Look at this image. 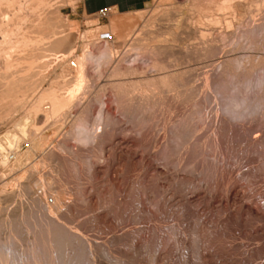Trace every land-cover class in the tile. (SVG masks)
Segmentation results:
<instances>
[{
	"label": "rangeland",
	"instance_id": "1",
	"mask_svg": "<svg viewBox=\"0 0 264 264\" xmlns=\"http://www.w3.org/2000/svg\"><path fill=\"white\" fill-rule=\"evenodd\" d=\"M166 1L151 0L145 9L136 12L112 11L103 19L98 14L82 15L79 0H47L42 9L49 12L46 20L51 23L49 31L58 38L57 44L54 41L39 45L42 55L31 74L25 73L24 66L8 73L0 69L1 83L25 77L16 94H12L16 98L11 96L9 107L2 108L10 109V113L0 121V240L3 243L7 235L16 239L19 249L17 245L14 249L22 260L18 259V264L34 262L32 257L40 259V264H47L48 257L58 261L52 264H264V0H231L230 8L225 10L212 7L210 0ZM169 11L172 13L168 16ZM121 29L127 35L132 29L139 31L140 35L134 36L138 35L139 45H146L143 48L151 49L154 44L172 49L164 48L165 54L155 50L152 56L150 51L142 54L144 49H128L137 41L130 45L132 41L129 43L127 36L121 39L117 33ZM200 31L207 33L205 37ZM116 41L121 43L117 45ZM206 42L207 49H203ZM112 45L110 56L114 59L107 58L109 52L105 51ZM198 46L202 53L208 50L207 55L199 53ZM83 54L90 58L85 56L86 73L94 77L93 81L89 79L90 87L76 93L77 98H71L73 103L67 105L69 109L61 108L54 117L50 116L53 113L46 100L35 117L31 108L41 94L49 89L59 94L63 91V95L71 92L77 73L76 58ZM118 60L122 70L139 67V74L116 77L112 70ZM154 60L166 66L164 73L165 69L156 67L161 73L152 67ZM3 62L4 59L0 67ZM174 72L178 75L171 77L173 83L169 79L171 83L167 81L164 87L156 84L146 89L142 84L130 93L126 84ZM120 81L126 82L121 90L113 86ZM117 91L120 97L115 95ZM153 95L154 102L150 99ZM144 99L147 106H141ZM47 111L50 113L46 118ZM34 127L37 133L31 130ZM14 134L17 135L12 138ZM38 135H43L47 143L39 141ZM174 135L180 139L179 146L173 144L177 141ZM7 137H21L16 140L22 159L16 162L19 165L11 159L13 141ZM36 143L45 145L43 158L41 151L32 149ZM55 196L57 201L59 198L56 204L63 206L42 211L45 209L41 210V203L51 205ZM39 227L43 231L40 228L39 232ZM41 231L46 239L50 238L46 240L50 247L37 240L43 238ZM40 245L47 246L46 251L50 249V256L42 253Z\"/></svg>",
	"mask_w": 264,
	"mask_h": 264
},
{
	"label": "bare ground",
	"instance_id": "2",
	"mask_svg": "<svg viewBox=\"0 0 264 264\" xmlns=\"http://www.w3.org/2000/svg\"><path fill=\"white\" fill-rule=\"evenodd\" d=\"M46 1L47 0H0V61H3V59H4V64L0 67V69H2V70H4V73H8L10 70H13V68H16V67H23L24 68V71H25V73H30L31 71H32V69L34 68V66H35V64L37 65V62H38V60L41 58L40 56L42 55L41 54V50L39 49V48H41V46L39 47V45L42 43V42H45V43H54V41H55V43L57 44V37H56V35L55 34H51V27H49V24H51V23H49L46 19H47V14H48V16H49V12H47L46 11V9H42V8H44V6L46 5V4H48V3H46ZM168 1V0H167ZM166 1V2H167ZM177 1V0H176ZM175 1V2H176ZM208 1V0H207ZM213 2V4H210V5H212V7H217V8H219V9H221V10H225V9H229L230 8V4L229 3H231L232 1L231 0H223L222 2H221V0H220V2L219 1H213V0H210V1H208V2ZM231 1V2H230ZM174 2V3H175ZM211 2V3H212ZM246 2V1H245ZM53 3V2H52ZM234 3V2H233ZM261 3V2H260ZM176 4H178V2H176ZM205 4H207V2L205 3ZM243 4V3H242ZM252 4V3H251ZM171 5V4H170ZM234 5V4H233ZM48 6V5H47ZM208 6V5H207ZM52 7H54V6H52ZM211 6H209V8H212ZM214 7V8H215ZM49 8V7H48ZM172 8V7H171ZM174 8V7H173ZM179 9V8H178ZM177 9V10H178ZM218 9V10H219ZM55 10V9H54ZM205 10H206V8H205ZM209 10V9H208ZM52 11V10H51ZM162 11V10H161ZM173 11V10H172ZM207 11V10H206ZM210 12H211V10H209ZM243 11V10H242ZM47 12V13H46ZM182 12V11H181ZM186 12V11H185ZM184 12V13H185ZM218 12V11H217ZM247 12V11H246ZM54 13V12H53ZM165 13V12H164ZM169 13H170V15H171V11H169L168 12V16H169ZM245 13V12H244ZM52 14V13H51ZM50 14V15H51ZM165 14V15H166ZM176 14H177V12H176ZM202 14V13H201ZM206 14V13H205ZM208 14H209V12H208ZM241 14H243V13H241ZM255 14V13H254ZM166 15V16H167ZM181 15V14H180ZM215 15V14H214ZM213 15V16H214ZM59 16V15H58ZM162 16L164 17V15L162 14ZM165 16V17H166ZM179 16V15H178ZM206 16V15H205ZM46 17V18H45ZM202 17V16H201ZM211 17H212V15H211ZM238 17V16H237ZM156 18V17H155ZM167 18H170V17H167ZM183 18V17H182ZM191 18V17H190ZM241 18H243V17H241ZM161 19V18H160ZM174 19V18H173ZM175 19H176V17H175ZM184 19V18H183ZM213 19V18H212ZM211 19V20H212ZM49 20V19H48ZM214 20H216V19H214ZM51 21V20H50ZM169 22L171 21L170 19L168 20ZM172 21H174V20H172ZM188 21H189V19H188ZM192 21V20H191ZM200 21V20H199ZM224 21V20H223ZM151 22V21H150ZM156 22V21H155ZM185 22V21H184ZM190 22V21H189ZM210 22H213V20L212 21H210ZM225 22V21H224ZM49 23V24H48ZM121 23V22H120ZM171 23V22H170ZM183 23V22H182ZM191 23V22H190ZM201 23V22H200ZM217 23H219V21L217 22ZM148 24V23H147ZM161 24V23H160ZM196 25H197V23H195ZM216 24V23H215ZM114 25V24H113ZM124 25V24H123ZM145 25V24H144ZM188 25H190V24H188ZM220 25V24H219ZM230 25V24H229ZM47 26V27H46ZM51 26V25H50ZM125 26V25H124ZM151 26V25H150ZM162 26V25H161ZM202 26V25H201ZM44 27H45V29H44ZM115 27V26H114ZM134 27V26H133ZM145 27V26H144ZM147 27V26H146ZM152 27V26H151ZM163 27H165V26H163ZM168 27V26H167ZM49 28L51 29L50 31H49ZM129 28V27H128ZM127 28V29H128ZM160 28V27H159ZM158 28V29H159ZM185 28V27H184ZM183 28V29H184ZM227 28H228V25H227ZM109 29V28H108ZM112 29V28H111ZM117 29V28H116ZM142 29V28H141ZM168 29H169V27H168ZM192 29V28H191ZM105 30H106V28H105ZM114 30H115V28H114ZM145 30H147V29H145ZM185 30V29H184ZM197 30V29H196ZM113 31V30H112ZM149 31V30H148ZM195 31V30H194ZM198 32H199V30H197ZM147 32V31H146ZM145 31H144V33H146ZM151 32H153V31H151ZM150 32V33H151ZM161 32V31H160ZM204 32V31H203ZM114 33V32H113ZM117 33H118V36L119 37H121V39H122V37L123 38H125L126 36H127V41L130 43V41H132V43L130 44V45H133V42L135 43V41H137L136 43H135V45L134 46H130V45H128V46H130V47H127L128 49L129 48H133L134 47V49H144V52L142 53V54H144L145 52H149L150 51V54H151V56H152V52H154L155 50H157V52H159V51H163L164 50V48L165 47H163L160 43V45L163 47V49L161 48V46H158V45H156V46H154V44H153V47L151 48V49H149V47L146 49V48H143V47H145V46H141V45H139V43H138V41H140V40H137V39H139L138 38V35H136V36H134L135 35V33L136 34H139V31H138V33L136 32V29L134 30V29H132V31L127 35V33H126V30H123V29H121V30H118L117 31ZM144 33H143V35H144ZM159 33V32H158ZM177 33V32H176ZM197 33V32H196ZM200 33H201V31H200ZM51 34V35H50ZM157 34V33H156ZM185 34V33H184ZM199 34V33H198ZM207 34V33H206ZM205 34V35H206ZM140 35V34H139ZM182 35V34H181ZM205 35H203V33H201V36H204L205 37ZM146 36V35H145ZM149 36V35H148ZM150 36H151V34H150ZM149 36V37H150ZM158 36V35H157ZM168 36V35H167ZM208 36V35H207ZM206 36V37H207ZM91 37V36H90ZM159 37V36H158ZM157 37V38H158ZM199 37V36H198ZM204 37L202 38V40L204 39ZM144 39H145V37H143ZM151 38V37H150ZM154 38V37H153ZM160 38V37H159ZM162 38H163V36H162ZM161 38V39H162ZM165 38H166V36H165ZM201 38H199V39H201ZM119 39V38H118ZM164 39V38H163ZM169 39V38H168ZM181 39H182V37H181ZM207 39V38H206ZM205 39V40H206ZM141 40H143V39H141ZM146 40H147V38H146ZM146 40H144V42L146 41ZM153 40V39H152ZM176 40V39H175ZM123 41H126V39L125 40H123ZM122 41V42H123ZM149 41V40H148ZM151 41V40H150ZM154 41V40H153ZM199 41V40H198ZM112 42H114V41H112ZM127 42V43H128ZM142 43H143V41H141ZM147 42V41H146ZM161 42V41H160ZM167 42H168V40H167ZM183 42V41H182ZM204 42V41H203ZM217 42V41H216ZM61 43V42H60ZM116 44L118 43V44H120L119 42H115ZM196 43V42H195ZM202 43V42H201ZM255 43V42H254ZM111 44V43H110ZM113 44V43H112ZM117 44V45H118ZM125 44V43H124ZM164 44V43H163ZM183 44V43H182ZM181 44V45H182ZM193 44V43H192ZM209 44V43H208ZM208 44H207V42L205 43V45H203L204 47H203V49L204 48H206L207 49V46H208ZM214 44V42L212 43V45ZM41 45H43V43L41 44ZM52 45V44H51ZM148 45V44H147ZM166 45V44H165ZM171 45V44H170ZM196 45V44H195ZM195 45H194V47H195ZM201 45V44H200ZM84 46H86V45H84ZM113 46V45H112ZM114 46H115V44H114ZM114 46L113 47H111V48H109L108 47V50L106 49H104L106 52H109V56L107 55L106 57L107 58H112L111 56H110V53H112V49L114 48ZM120 46V45H119ZM168 46V45H167ZM173 46V45H172ZM180 46V45H179ZM39 47V48H38ZM46 47V46H45ZM73 47V46H72ZM116 47V46H115ZM190 47V46H189ZM197 47V46H196ZM210 47H213V46H211L210 45ZM264 47V46H263ZM85 48V47H84ZM126 48V49H127ZM174 48H176V47H174ZM42 49V48H41ZM118 49H120V48H118ZM149 49V50H148ZM165 49H167V48H165ZM169 49H172V48H169L168 47V49L167 50H165V51H169ZM178 49V48H177ZM181 49V48H180ZM185 49V48H184ZM186 49H188V48H186ZM192 49H195V48H192ZM203 49L202 48H199V46H198V50H199V53H202L201 51H203ZM205 49V50H206ZM209 49V48H208ZM214 49V48H213ZM255 49V48H254ZM63 50V49H62ZM117 50V49H116ZM133 50V49H132ZM130 50L131 52H134V51H136V50ZM176 50V49H175ZM191 50V49H190ZM204 50V51H205ZM210 50V49H209ZM216 50H217V48H216ZM44 51H45V49H44ZM104 51V52H105ZM125 51H127V50H125ZM165 51H163V52H161V53H163V54H165ZM173 51V50H172ZM195 51H197V49L195 50ZM208 50H206V52H207ZM43 52V51H42ZM67 52H68V50H67ZM103 52V55L105 54ZM115 52V51H114ZM123 52V51H122ZM129 52V51H128ZM138 52H140V51H138ZM175 52V51H174ZM187 52V51H186ZM205 52V53H206ZM218 52V51H217ZM46 53V52H45ZM64 53V52H63ZM85 53V52H84ZM205 53H202V54H204L205 55ZM117 54V53H116ZM129 54H130V52H129ZM135 54V53H134ZM140 54V53H139ZM138 54V55H139ZM155 54V53H154ZM153 54V55H154ZM158 54V53H157ZM160 54V53H159ZM169 54V53H168ZM172 54V53H171ZM184 54V53H183ZM187 54V53H186ZM202 54H200V55H202ZM44 55V54H43ZM65 55H66V53H65ZM65 55H63V56H65ZM87 55H88V53H87ZM91 55V54H90ZM114 55H115V53H114ZM122 55V54H121ZM145 55H146V53H145ZM174 54H172V56H173ZM194 55H199L198 53H196V54H194ZM203 55V56H204ZM206 55H207V53H206ZM253 55V54H252ZM85 56H86V54H83V56L82 57H77L76 58V65H77V73H76V76H75V80L74 81H72V82H74V84L72 83V85H73V89L71 90V92L69 91L68 93H66L65 92V95H63V91L62 92H60V94L59 93H57L58 91L56 90V92L55 91H53V90H50L49 89V92L48 93H43V94H41L40 95V97H38L37 98V101H36V103H34V106H33V108H31L32 110H34V112H35V114H34V116L36 117V116H38L37 115V113H38V111L40 112L41 110H40V107L44 104H46V100H48V105L50 106H48L50 109L49 110H51L52 112L50 113V111H47L46 113H44L45 115L44 116H46V118L48 117L46 114H48V112L50 113V114H52V115H50V116H52V117H54V114L56 115V112H58L59 113V110L61 109V108H64V107H66L69 103H73V99L74 98H77L76 96H77V94L76 93H80L81 92V90L84 88H88V87H90L89 86V81H91V80H89L90 78L92 79V81H93V78L94 77H92L90 74V76L91 77H89V75L86 73V66H85V61H87V58H88V56H86L87 58H85ZM125 56V55H124ZM142 56V55H141ZM140 56V57H141ZM163 56V55H162ZM162 56H160V57H162ZM167 56V55H166ZM169 56H170V54H169ZM202 56V57H203ZM217 56V55H216ZM256 56V55H255ZM48 57H49V55H48ZM102 57V56H101ZM104 57H105V55H104ZM120 57V56H119ZM146 57V56H145ZM147 57H149V54H148V56ZM165 57V56H164ZM171 57V56H170ZM200 57V56H199ZM218 57V56H217ZM106 58V59H107ZM122 58V57H121ZM166 58H168V57H166ZM248 58V57H247ZM2 59V60H1ZM65 59V58H64ZM88 59H90V58H88ZM105 59V60H106ZM110 59H109V61H110ZM112 59H114V58H112ZM115 59H116V57H115ZM123 59H125V57L123 58ZM135 59H136V57H135ZM134 59V60H135ZM159 59V58H158ZM163 59V58H162ZM179 59V58H178ZM256 59V58H255ZM108 60V59H107ZM143 60V59H142ZM150 60V59H149ZM161 60V59H160ZM264 60V59H263ZM89 61V60H88ZM119 61V60H118ZM132 61V60H131ZM136 61V60H135ZM151 61H153V60H151ZM154 61H156V60H154ZM171 61V60H170ZM94 62V61H93ZM101 62V61H100ZM104 62V61H103ZM106 62V61H105ZM110 62H112V61H110ZM121 62H122V60H121ZM133 62V61H132ZM157 62V63H156ZM155 63L153 62V64L155 65V66H153V64H152V67H158L161 71H163L164 69V71H163V73L166 71V69L167 68H165L166 66H163L162 64H161V66H159L158 64V60L156 61ZM167 62H169V61H167ZM178 62H180V61H178ZM196 62V61H195ZM216 62V61H215ZM228 62V61H227ZM252 62H254L253 60H252ZM90 63V62H89ZM92 63V62H91ZM107 63H108V61H107ZM152 63V62H151ZM172 63V62H171ZM176 63V62H175ZM174 63V64H175ZM191 63V62H190ZM226 63V62H225ZM264 63V62H263ZM103 64V63H102ZM101 64V65H102ZM118 64L119 65H121L122 63H120V61L119 62H117V67L116 66H114V69L112 70V74L113 75H116V77L118 76V77H122L123 76V78L125 77V76H130V75H137V73L139 72V70H138V68H135V67H131L130 66V68L131 69H129V68H123L124 70H122L121 69V66L119 67L118 66ZM126 64H127V62H126ZM130 64V63H129ZM128 64V65H129ZM133 64V63H132ZM168 64V63H167ZM217 64V63H216ZM248 64V63H247ZM257 64V63H256ZM109 65V64H108ZM123 65H125V64H123ZM143 65V64H142ZM150 65V64H149ZM222 65V64H221ZM107 66V65H106ZM133 66V65H132ZM137 66V65H136ZM178 66V65H177ZM203 66V65H202ZM254 66V65H253ZM256 66V65H255ZM261 66V65H260ZM264 66V65H263ZM123 67V66H122ZM126 67V66H125ZM128 67V66H127ZM146 67V66H145ZM17 68V69H18ZM103 68V67H102ZM112 68H113V66H112ZM141 68V67H140ZM158 68H156L157 70H158ZM170 68V67H169ZM178 68V67H177ZM220 68V67H219ZM254 68V67H253ZM252 68V69H253ZM264 68V67H263ZM40 69V68H39ZM143 69V68H142ZM146 69V68H145ZM148 69V68H147ZM172 69V68H171ZM194 69V68H193ZM229 69V68H228ZM107 70V69H106ZM144 70V69H143ZM154 70V69H153ZM192 70V69H191ZM195 70V69H194ZM205 70V69H204ZM249 70V69H248ZM255 70V69H254ZM23 71V72H24ZM145 71V70H144ZM151 71V70H150ZM159 71V70H158ZM161 71H159V72H161ZM195 71H197V70H195ZM250 71H252V70H250ZM249 71V72H250ZM256 71V70H255ZM255 71H253V72H255ZM260 71V70H259ZM22 72V71H21ZM39 72H43V71H39ZM95 72V71H94ZM146 72V71H145ZM167 72H168V70H167ZM189 72H191V71H189ZM230 72V71H229ZM33 73V72H32ZM101 73V72H100ZM162 73V72H161ZM173 73V72H172ZM172 73H168V74H162L163 76H158L157 77V79L156 78H152V80H148V81H145V80H141V79H139V81L137 80L136 81V79H135V81H128L127 82V80H126V82L124 81V83H121V81H120V83H118V84H116V85H113V83H112V85L113 86H115L116 87V89H119V90H121V86H123L125 83L126 84H128L127 85V87L129 88L128 90H130L129 92L131 93L133 90H135L136 88L138 89V87L140 88V85H142L143 86V88H146V89H148V88H150V86L152 87V86H156V84H158L159 86H165V85H167V83H171L172 82V80H171V77H172V79L174 78V75H178V74H176L175 72V74H173L172 75ZM177 73H179V72H177ZM220 73V72H219ZM252 73V72H251ZM257 73V72H256ZM24 74V73H23ZM31 74V73H30ZM38 74V73H37ZM40 74V73H39ZM45 74V73H44ZM110 74H111V72H110ZM139 74V73H138ZM152 74V73H151ZM155 74V73H154ZM159 74V73H158ZM157 74V75H158ZM224 74V73H223ZM27 75V74H26ZM144 75V74H143ZM172 75V76H171ZM187 75V74H186ZM190 75V74H189ZM198 75V74H197ZM199 75H200V73H199ZM202 75V74H201ZM250 75V74H249ZM5 77H6V75H4ZM25 76V75H24ZM28 76V75H27ZM38 76V75H37ZM94 76V75H93ZM109 76H112V75H109ZM180 76V75H179ZM178 76V77H179ZM230 76V75H229ZM9 77V76H8ZM8 77H6L5 79H8ZM39 77V76H38ZM153 77V76H152ZM156 77V76H155ZM177 77V78H178ZM203 77V76H202ZM10 78V77H9ZM25 77H23V79H24ZM58 78V77H57ZM140 78V77H139ZM143 78V77H142ZM148 78V77H147ZM151 78V77H150ZM181 78V77H180ZM191 78V77H190ZM228 78V77H227ZM22 79V77H20L19 78V80H17L15 77H12V78H10L9 80H5V82L4 83H1V92H0V121L5 117L6 118V116L8 115V113H10V109H7V110H5L4 109V111H3V107H9L8 106V100H9V102H10V100L12 99V97L14 96L15 97V95H12L13 93H15V91L20 87V84H21V81H23V79ZM74 79V78H73ZM138 79V78H137ZM156 79V80H155ZM169 79L171 80V82H169ZM194 79V78H193ZM4 80V79H3ZM155 80V81H154ZM183 80V79H182ZM208 80V79H207ZM143 81H145V83H142ZM168 81V82H167ZM188 81H191V80H188ZM224 81V80H223ZM233 81H234V79H233ZM56 82H57V80H56ZM167 82V83H166ZM191 82H193V81H191ZM195 82V81H194ZM198 82V81H197ZM229 82V81H228ZM235 82V81H234ZM92 83V82H91ZM110 83V82H109ZM173 83V82H172ZM226 83V82H225ZM233 83V82H232ZM62 84V83H61ZM70 84V83H69ZM182 84V83H181ZM202 84V83H201ZM111 85V84H110ZM112 85H111V87H112ZM180 85V84H179ZM186 85H187V83H186ZM263 85V84H262ZM65 86V85H64ZM64 86L62 85V87L64 88ZM66 86H68V84L66 85ZM104 86V85H103ZM175 86V85H174ZM185 86V85H184ZM234 86V85H233ZM237 86V85H236ZM61 87V86H60ZM61 87V88H62ZM72 87V86H71ZM107 87V86H106ZM121 87V88H120ZM125 87V86H124ZM123 87V88H124ZM163 87H162V89H163ZM170 87V86H169ZM181 87V86H180ZM193 87V86H192ZM57 88V87H56ZM67 88V87H66ZM66 88L64 89V90H66ZM102 88V87H101ZM126 88V87H125ZM155 88V87H154ZM171 88V87H170ZM169 88V89H170ZM182 88V87H181ZM189 88V87H188ZM229 88V87H228ZM68 90L69 89H71L70 87L69 88H67ZM112 89V88H111ZM115 89V88H114ZM136 89V90H137ZM151 89V88H150ZM149 89V90H150ZM180 89V88H179ZM232 89H233V87H232ZM40 90V89H39ZM125 90V89H124ZM155 90V89H154ZM172 90V89H171ZM187 90V89H186ZM231 90V89H230ZM126 91V90H125ZM146 91V90H145ZM100 92V91H99ZM112 92V91H111ZM114 92V91H113ZM118 92V91H117ZM140 92V91H139ZM141 92H143V91H141ZM167 92H169V90L167 91ZM166 92V93H167ZM173 92V91H172ZM183 92V91H182ZM185 92V91H184ZM208 92H209V90H208ZM207 92V93H208ZM25 93V92H24ZM78 93V94H79ZM84 93V92H83ZM110 93V92H109ZM119 93V92H118ZM118 93H115V95L117 94L119 97H120V93L118 94ZM128 93V92H127ZM126 93V94H127ZM152 93H154V91L152 92ZM170 93V92H169ZM168 93V94H169ZM189 93V92H188ZM16 94V93H15ZM76 94V95H75ZM174 94V93H173ZM172 94V95H173ZM176 94V93H175ZM175 94H174V96H175ZM263 94V93H262ZM122 95H124V93H122ZM145 95V94H144ZM143 95V96H144ZM151 95V94H150ZM161 95V94H160ZM231 95V94H230ZM12 96V97H11ZM21 96H22V94H21ZM26 96V95H25ZM75 96V97H74ZM131 96H134V95H131ZM157 96H159V94H157ZM157 96H155V97H157ZM185 96V95H184ZM191 96V95H190ZM205 96H207V95H205ZM232 96V95H231ZM13 97V98H14ZM119 97H117L116 99H118ZM124 97H126V95L124 96ZM127 97H128V94H127ZM153 97V98H152ZM151 98L150 97H147V99L146 100H149V98L154 102L155 100H153L154 99V95L152 96ZM177 97V96H176ZM11 98V99H10ZM16 98V97H15ZM21 98V97H20ZM71 98H73V99H71ZM79 98V97H78ZM98 98V97H97ZM103 98V97H102ZM167 98V97H166ZM170 98V97H169ZM262 98V97H261ZM22 99V98H21ZM115 99V100H116ZM145 99L143 100V104L141 103V106H143V105H145V106H147L148 105V103L145 101ZM156 99V98H155ZM174 99V98H173ZM172 99V100H173ZM178 99V98H177ZM186 99H188V98H185V100ZM258 99V98H257ZM72 100V101H71ZM160 100V99H159ZM162 100V99H161ZM160 100V101H161ZM171 100V99H170ZM169 100V101H170ZM171 100V101H172ZM184 100V101H185ZM189 101H190V99H188ZM192 100V99H191ZM194 100V99H193ZM224 100H226V99H224ZM228 100H230V99H228ZM262 100V99H261ZM16 101V100H15ZM25 101V100H24ZM101 101V100H100ZM169 101H167V102H169ZM179 101V100H178ZM183 101V103H185ZM189 101H187L188 103H189ZM223 101V100H222ZM221 101V102H222ZM227 101V100H226ZM264 101V100H263ZM22 102V101H21ZM153 102H151V103H153ZM177 102V101H176ZM192 102V101H191ZM200 102V101H199ZM12 103H14V102H12ZM17 103H19V102H17ZM16 103V104H17ZM117 103V102H116ZM147 105H146V104ZM150 103V104H151ZM165 103V102H164ZM163 103V104H164ZM182 103V104H183ZM229 103V102H228ZM157 104H159V102H157ZM161 104V103H160ZM198 104V103H197ZM210 104V103H209ZM230 104V103H229ZM256 104V103H255ZM255 104H254V106H255ZM261 104H263V103H261ZM260 104V105H261ZM15 105V104H14ZM13 105V106H14ZM116 105V104H115ZM192 105V104H191ZM203 105V104H202ZM258 105V104H257ZM70 106V105H69ZM117 106V105H116ZM133 106V105H132ZM131 106V107H132ZM141 106H140V108H141ZM144 106V108L143 109H146V107ZM160 106V105H159ZM158 106V107H159ZM190 106V105H189ZM88 107V106H87ZM137 107V106H136ZM200 107V106H199ZM169 108V107H168ZM197 108V107H196ZM201 108V107H200ZM67 109H69L68 108V106H67ZM118 109V108H117ZM139 108H137V110H138ZM142 109V108H141ZM151 109H152V107H151ZM150 109V110H151ZM208 109V108H207ZM220 109V108H219ZM43 110V109H42ZM48 110V109H47ZM133 110H135V111H137L136 109H133ZM148 110V109H147ZM140 112H141V110H139ZM139 111H137V113L139 112ZM203 111V110H202ZM207 111V110H206ZM194 112H198L197 110L196 111H194ZM41 113V112H40ZM65 113V112H64ZM137 113H135V114H137ZM147 113H148V111H147ZM189 113V112H188ZM193 113V112H192ZM224 113V112H223ZM225 113H226V111H225ZM228 113H229V111H228ZM32 114V115H33ZM39 114V113H38ZM43 114V113H42ZM76 114V113H75ZM133 114V113H132ZM134 114V115H135ZM139 114V113H138ZM198 114V113H197ZM199 114H200V112H199ZM204 114V113H203ZM133 115V116H134ZM189 115V114H188ZM226 115V114H225ZM224 115V116H225ZM247 115V114H246ZM83 116V115H82ZM149 116H150V114H149ZM195 115H193L192 117H194ZM245 116V115H244ZM243 116V117H244ZM24 117V116H23ZM204 117H206V116H204ZM73 118V117H72ZM180 118V117H179ZM188 118V120L190 119V116L189 117H187ZM35 119H37V118H35ZM34 119V120H35ZM54 119V118H53ZM186 119V118H185ZM196 119V118H195ZM205 119V118H204ZM239 119V118H238ZM47 120V119H46ZM49 120H51V119H49ZM56 120V119H55ZM159 120V119H158ZM181 120V119H180ZM207 120V119H206ZM236 120V119H235ZM241 120V119H240ZM54 121V120H53ZM153 121V120H152ZM192 121V120H191ZM195 121V120H194ZM193 121V122H194ZM35 121H33V123H34ZM187 123H188V121H186ZM237 122V121H236ZM240 122V121H239ZM5 123V122H4ZM32 123V124H33ZM196 123V122H195ZM204 123V122H203ZM225 123V122H224ZM16 124V123H15ZM35 124V123H34ZM38 124V123H37ZM179 124V123H178ZM190 124V123H189ZM202 124V123H201ZM79 125V124H78ZM77 125V126H78ZM32 126V125H31ZM31 126H29V127H31ZM34 126V125H33ZM76 126V125H75ZM76 126V127H77ZM141 126V125H140ZM176 126V125H175ZM35 127H38V126H35ZM35 127H34V129H32L31 128V130H34L35 131V133H37V131L38 130H35ZM42 127V126H41ZM73 127V126H72ZM84 127V126H83ZM145 127V126H144ZM182 127V126H181ZM184 127H186V126H184ZM51 128V127H50ZM80 128V127H79ZM82 128V127H81ZM140 128V127H139ZM143 128V127H142ZM240 128V127H239ZM39 129V128H38ZM84 129V128H83ZM162 129V128H161ZM31 130H29V131H31ZM185 130V129H184ZM244 130V129H243ZM9 131V130H8ZM16 131V130H15ZM33 131V132H34ZM55 131V130H54ZM202 131H203V129H202ZM27 132V131H26ZM83 132H84V130H83ZM187 132V131H186ZM185 132V134H188V133H186ZM15 133V132H14ZM55 133V132H54ZM238 133V132H237ZM13 134V133H12ZM29 134V133H28ZM79 134V133H78ZM86 134V133H85ZM175 134V133H174ZM10 136V134H7L6 136ZM17 134H14V135H12V138L14 137V136H16ZM36 135V134H35ZM89 135H90V133H89ZM6 136H5V140H6ZM22 136V135H21ZM27 136V135H26ZM30 136V135H29ZM66 136V135H65ZM81 136V135H80ZM175 136V135H174ZM185 136V135H184ZM11 137V136H10ZM37 137V136H36ZM38 137H39V141H41V142H46L47 143V141H45V138H44V136L42 135L41 137H40V135H38ZM46 137V136H45ZM103 137V136H102ZM171 137H172V135H171ZM176 137V136H175ZM179 137V136H178ZM186 137V136H185ZM8 138V137H7ZM12 138H8V140H9V142H12V146L14 147V149L12 150V153H13V155H12V158L11 159H15L16 161H15V163L16 162H18V161H20V159H21V157H20V153L18 152V150H17V143H16V140H17V142L18 141H20L19 139H21V137H16L14 140L12 139ZM27 138V137H26ZM25 138V139H26ZM29 138V137H28ZM27 138V139H28ZM90 138V137H89ZM94 138V137H93ZM12 139V140H11ZM24 139V138H23ZM47 139V138H46ZM68 139V138H67ZM102 139V138H101ZM173 139V138H172ZM181 139H183V137L181 138ZM2 140V139H1ZM7 140V141H8ZM11 140V141H10ZM63 140V139H62ZM174 140V139H173ZM173 140H171V141H173ZM176 140L179 142L178 144H177V141H175L176 143H173L175 146H179L180 145V139L178 140L177 139V137H176ZM54 141V140H53ZM43 142V143H44ZM52 142V141H51ZM101 142V141H100ZM25 143V142H24ZM45 143V144H46ZM80 144V143H79ZM173 145V146H174ZM44 144H42V143H40V144H38V143H36V145L34 144L33 146H32V149L33 150H38V151H41L42 152V158H43V150H44V153H46V151H45V149H44ZM60 146V145H59ZM208 146H210L209 144H208ZM56 147V146H55ZM80 147H82V146H80ZM54 148V147H53ZM58 148V147H57ZM62 148V147H61ZM63 149V148H62ZM51 150V149H50ZM56 151V150H55ZM58 151V150H57ZM212 151H213V149H212ZM96 152V151H95ZM94 152V153H95ZM101 152V151H100ZM102 152H103V150H102ZM172 152V151H171ZM31 152H29V155H31L30 154ZM50 153V152H49ZM84 154H85V152H83ZM24 154V153H23ZM25 154H27V156H28V153H25ZM41 154V153H40ZM194 154V153H193ZM27 156H25L26 158H27ZM57 156V155H56ZM94 156V155H93ZM216 156V155H215ZM5 157V156H4ZM24 156H22V158H23ZM31 157V156H30ZM46 157V156H45ZM6 159H8L9 160V156H7V157H5ZM41 158V159H42ZM48 158V157H47ZM211 158V157H210ZM31 159V158H30ZM22 160V159H21ZM44 160V159H43ZM42 160V161H43ZM45 160H46V158H45ZM44 160V161H45ZM56 160V159H55ZM3 161V160H2ZM41 161V162H42ZM99 161H100V159H99ZM221 161V160H220ZM23 162V161H22ZM29 163V162H28ZM44 163V162H43ZM42 163V164H43ZM221 163V162H220ZM13 164V163H12ZM17 165H19L18 163H16ZM39 164V161L38 162H36V164L34 165V167H36L37 165ZM49 164V163H48ZM89 164V163H88ZM169 164V163H168ZM41 165V164H40ZM39 165V167H41ZM30 166V165H29ZM17 167V166H16ZM198 167V166H197ZM200 167V166H199ZM2 168V167H1ZM37 168V167H36ZM207 168V167H206ZM16 169V168H15ZM29 169V168H28ZM192 169V168H191ZM212 169V168H211ZM42 170V169H41ZM30 171V170H29ZM28 171V172H29ZM36 171V170H35ZM199 171V170H198ZM25 172V171H24ZM212 172V171H211ZM35 173V172H34ZM51 173V172H50ZM10 174V173H9ZM25 174V173H24ZM38 174V173H37ZM3 175V174H2ZM21 175V174H20ZM29 175V174H28ZM27 175V176H28ZM33 175H35V174H33ZM25 176V175H24ZM205 176V175H204ZM19 177V176H18ZM1 178V177H0ZM17 179V178H16ZM21 179H23L22 177H21ZM25 179V178H24ZM204 179V178H203ZM1 180V179H0ZM45 180V179H44ZM51 181V180H50ZM50 183V182H49ZM8 184H10V183H8ZM51 184V183H50ZM3 185H5V184H3ZM29 185V184H28ZM49 186V185H48ZM16 187V186H15ZM17 187H18V185H17ZM29 187V186H28ZM14 188V187H13ZM43 188V187H42ZM45 188V187H44ZM48 188V187H47ZM50 188H52V187H50ZM6 190V189H5ZM16 190V189H15ZM14 190V191H15ZM21 190V189H20ZM29 190V189H28ZM46 190V189H45ZM52 190V189H51ZM232 190V189H231ZM3 191V190H2ZM37 191V190H36ZM42 191V190H41ZM12 192V191H11ZM10 192V193H11ZM6 193H7V191H6ZM21 193H22V191H21ZM60 192H58V194H59ZM16 194V193H15ZM19 194V193H18ZM27 194V193H26ZM25 194V195H26ZM57 194V195H58ZM7 195V194H6ZM24 195V194H23ZM32 195V194H31ZM60 195V194H59ZM9 196V195H8ZM16 196V195H15ZM19 196V195H18ZM29 196V195H28ZM36 196V195H35ZM33 197V196H32ZM54 197V196H53ZM56 197V196H55ZM65 197V196H64ZM24 198V197H23ZM22 198V199H23ZM29 198V197H28ZM27 198V199H28ZM52 198V197H51ZM6 199V198H5ZM8 199V198H7ZM12 199V198H11ZM36 199H39V198H36ZM19 200V199H18ZM9 201V200H8ZM64 201V200H63ZM62 201V202H63ZM10 202V201H9ZM30 201H28V204H30L29 203ZM35 202H36V200H35ZM41 202H43V201H41ZM59 202V198H58V201H57V197L56 198H54V203H52L51 205H49V204H47L46 203V201L45 202H43V203H41V205H40V207H41V210H42V207H43V209H45V210H42V211H47L49 208H52V207H54V206H57L58 207V205H60L61 203H59L58 205L56 204V203H58ZM3 203V202H2ZM17 203V202H16ZM10 204V203H9ZM11 204H13V203H11ZM18 204V203H17ZM62 205V204H61ZM61 205H60V207H61ZM63 206V205H62ZM39 207V206H38ZM56 207V208H57ZM13 208V207H12ZM11 208V209H12ZM55 208V207H54ZM53 208V209H54ZM38 209H40V208H38ZM7 211H8V208L6 209ZM20 210V209H19ZM57 210H58V208H57ZM57 210H54V211H57ZM60 210V209H59ZM39 211V210H38ZM49 211H50V209H49ZM6 212V211H5ZM58 212V211H57ZM56 212V213H57ZM17 213V212H16ZM55 213V212H54ZM54 213L52 214V216L54 215ZM19 214V213H18ZM34 214V213H33ZM13 215H14V213H13ZM17 215V214H16ZM22 215V214H21ZM51 215V214H50ZM2 216V215H1ZM5 216V215H4ZM15 216V215H14ZM58 216V215H57ZM36 217V216H35ZM3 218V217H2ZM12 218V217H11ZM22 218V217H21ZM31 218V217H30ZM48 218V217H47ZM54 218V217H53ZM57 218V217H56ZM59 218V217H58ZM39 219V218H38ZM37 219V220H38ZM41 219V218H40ZM44 219V218H43ZM2 220V219H1ZM9 221H10V218L8 219ZM8 220H7V223H8ZM11 220H13V218L11 219ZM30 220V219H29ZM25 221V220H24ZM1 222V221H0ZM4 222V221H3ZM18 222V221H17ZM29 222V221H28ZM31 222V221H30ZM38 222V221H37ZM4 223H6V222H4ZM60 223V222H59ZM58 223V224H59ZM8 224H10V223H8ZM4 225V224H3ZM42 225V224H41ZM40 225V226H41ZM43 225H44V223H43ZM42 225V226H43ZM56 225V224H55ZM1 226V225H0ZM5 226V225H4ZM31 226V225H30ZM33 226V225H32ZM38 226V225H37ZM45 226V225H44ZM49 226V225H48ZM61 226H62V224H61ZM13 227H15V226H13ZM29 227V226H28ZM27 227V228H28ZM52 227V226H51ZM63 227V226H62ZM65 227V226H64ZM34 228V227H33ZM41 227H39L38 228V231L40 232V230H42V228L40 229ZM8 229H9V227H8ZM13 229V228H12ZM11 229V230H12ZM29 229V228H28ZM35 229V228H34ZM37 229V228H36ZM40 229V230H39ZM53 229V228H52ZM51 229V230H52ZM57 229V228H56ZM62 229H64V228H62ZM11 230H10V232H11ZM66 230V229H65ZM5 231H6V229H5ZM13 231V230H12ZM36 231V230H35ZM38 231H37V233H38ZM43 231V230H42ZM42 231H41V236L40 237H42V235L44 234V232L42 233ZM47 231V230H46ZM14 232H15V230H14ZM48 232V231H47ZM50 232V231H49ZM23 233V232H22ZM28 233V232H27ZM31 234V233H30ZM39 234V233H38ZM37 234V235H38ZM46 234V233H45ZM34 235H35V233H34ZM48 235V234H47ZM36 236V235H35ZM50 236V235H49ZM27 237V236H26ZM25 237V238H26ZM8 238V239H7ZM7 240H5V241H3V243H1V240H0V264H18V261H20L21 259L20 258H17V255L18 256H20L21 254L19 253V252H17L18 250L17 249H19L18 248V242H16L15 240V238L14 237H12L11 235H10V238L8 237V235H7ZM14 239V241L12 240V239ZM0 239H2V236H1V238ZM38 239H40L39 241L42 243V245L44 244V246L46 245V243H48L47 244V246H49L51 243H49L50 241H46V240H50V238H45V236L43 235V238H37V240ZM42 239V240H41ZM43 239H45V241L43 242ZM36 240V241H37ZM67 240V239H66ZM14 242V244H12L13 242ZM25 241H27V239L25 240ZM30 241V240H29ZM70 241V240H69ZM31 242V241H30ZM40 242H38V243H40ZM46 242V243H45ZM16 243V244H15ZM24 243V242H23ZM29 243V242H28ZM37 242H35L34 243V245L36 244ZM53 243V242H52ZM61 243V242H60ZM59 243V244H60ZM64 243V242H63ZM53 244H55V243H53ZM57 244V243H56ZM55 244V245H56ZM69 244H70V242H69ZM17 245V246H16ZM27 245V244H26ZM17 247V249L15 250L14 249V247ZM29 246V245H28ZM41 246V245H40ZM40 246H39V248H40ZM46 246V247H47ZM51 246V245H50ZM49 246V247H50ZM60 246V245H59ZM71 246V245H70ZM15 247V248H16ZM25 247V246H24ZM42 247V246H41ZM46 247H42L41 248V251H42V253H45L46 255H47V253H48V251L50 250V249H47V251L45 250V248ZM20 248H21V246H20ZM23 248V247H22ZM43 248H44V252H43ZM52 248V247H51ZM69 248V247H68ZM25 249V248H24ZM28 249H30L29 247H28ZM30 250H32V249H30ZM33 250H34V248H33ZM36 250V249H35ZM34 250V251H35ZM65 250V249H64ZM21 251H23L24 252V250H21ZM25 251H26V249H25ZM28 251V250H27ZM63 251V250H62ZM16 253H18V254H16ZM26 253V252H25ZM28 253V252H27ZM33 253V252H32ZM50 253V252H49ZM20 254V255H19ZM69 254V253H68ZM25 255V254H24ZM32 255V254H31ZM39 255V254H38ZM59 255V254H58ZM62 255H63V253H62ZM23 256V255H22ZM40 256H42V255H40ZM45 256V255H44ZM43 256V258H45ZM48 256H50V255H47V257ZM39 257V256H38ZM55 257V256H54ZM61 257V256H60ZM33 258V261L34 262H32V260H31V262L30 263H32V264H40L38 261L40 260H37V257H32ZM40 258V257H39ZM53 258V257H52ZM56 258H58L57 256H56ZM18 259H20V260H18ZM24 259V258H23ZM37 260V261H36ZM51 258H49L48 257V261H47V264H52V261L54 260H51ZM58 260V259H57ZM62 260V259H61ZM64 260V259H63ZM22 261V260H21ZM50 261V262H49ZM55 261V260H54ZM53 261V262H54ZM41 262V261H40ZM58 262V261H57ZM56 261H55V263H57ZM29 263V264H30ZM44 263V262H43ZM43 263H41V264H43ZM22 264H24V262H22ZM26 264H28V262L26 261ZM62 264V263H61Z\"/></svg>",
	"mask_w": 264,
	"mask_h": 264
},
{
	"label": "crops",
	"instance_id": "3",
	"mask_svg": "<svg viewBox=\"0 0 264 264\" xmlns=\"http://www.w3.org/2000/svg\"><path fill=\"white\" fill-rule=\"evenodd\" d=\"M151 0H79L78 10L86 15H95L105 8L125 14L143 10Z\"/></svg>",
	"mask_w": 264,
	"mask_h": 264
},
{
	"label": "built area",
	"instance_id": "4",
	"mask_svg": "<svg viewBox=\"0 0 264 264\" xmlns=\"http://www.w3.org/2000/svg\"><path fill=\"white\" fill-rule=\"evenodd\" d=\"M112 10L110 8H105V9H102L98 12V15L100 18H108V16L111 14ZM53 200H49L48 202L49 203H52Z\"/></svg>",
	"mask_w": 264,
	"mask_h": 264
}]
</instances>
